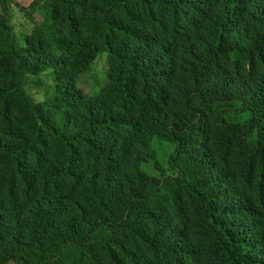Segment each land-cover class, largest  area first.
<instances>
[{
	"label": "trees",
	"instance_id": "16d2710c",
	"mask_svg": "<svg viewBox=\"0 0 264 264\" xmlns=\"http://www.w3.org/2000/svg\"><path fill=\"white\" fill-rule=\"evenodd\" d=\"M12 2L44 23L17 40L0 0V264H264V0Z\"/></svg>",
	"mask_w": 264,
	"mask_h": 264
},
{
	"label": "rangeland",
	"instance_id": "374dc122",
	"mask_svg": "<svg viewBox=\"0 0 264 264\" xmlns=\"http://www.w3.org/2000/svg\"><path fill=\"white\" fill-rule=\"evenodd\" d=\"M20 6L27 7L32 0H15ZM5 5L9 13V24L17 40L22 41L25 34H28L32 28L31 20L35 19L39 23H44V4L41 2L35 7H29L30 18L25 17L20 8L12 2L5 0ZM1 12V7H0ZM49 30L48 25H43ZM108 63L105 53H100L90 64L88 68L80 71L75 79V84L83 94L88 98H94L101 88L108 82ZM54 80L51 69H46L37 75L27 74L24 78V87L26 92L34 101H43L54 93ZM254 135L248 137L245 146L250 149L254 143ZM150 149L148 159L142 163V169L151 176L175 177L177 171L170 166L168 156L173 149V144L159 139L157 137L149 138ZM5 264H17L8 261Z\"/></svg>",
	"mask_w": 264,
	"mask_h": 264
},
{
	"label": "crops",
	"instance_id": "0c3cea01",
	"mask_svg": "<svg viewBox=\"0 0 264 264\" xmlns=\"http://www.w3.org/2000/svg\"><path fill=\"white\" fill-rule=\"evenodd\" d=\"M33 20H35V19H33ZM36 21V20H35ZM36 22H38V21H36ZM39 23V22H38Z\"/></svg>",
	"mask_w": 264,
	"mask_h": 264
}]
</instances>
